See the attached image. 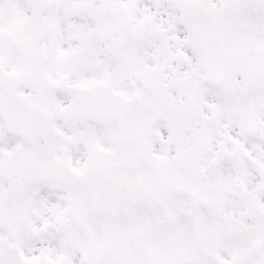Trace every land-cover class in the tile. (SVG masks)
Returning <instances> with one entry per match:
<instances>
[{
    "label": "snow or ice",
    "instance_id": "1",
    "mask_svg": "<svg viewBox=\"0 0 264 264\" xmlns=\"http://www.w3.org/2000/svg\"><path fill=\"white\" fill-rule=\"evenodd\" d=\"M0 264H264V0H0Z\"/></svg>",
    "mask_w": 264,
    "mask_h": 264
}]
</instances>
